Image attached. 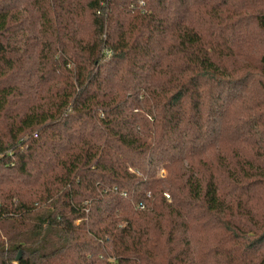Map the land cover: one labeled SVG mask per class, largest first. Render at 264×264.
Returning <instances> with one entry per match:
<instances>
[{
	"label": "trees",
	"instance_id": "16d2710c",
	"mask_svg": "<svg viewBox=\"0 0 264 264\" xmlns=\"http://www.w3.org/2000/svg\"><path fill=\"white\" fill-rule=\"evenodd\" d=\"M0 264H264V0H0Z\"/></svg>",
	"mask_w": 264,
	"mask_h": 264
},
{
	"label": "rangeland",
	"instance_id": "374dc122",
	"mask_svg": "<svg viewBox=\"0 0 264 264\" xmlns=\"http://www.w3.org/2000/svg\"><path fill=\"white\" fill-rule=\"evenodd\" d=\"M165 174V170L164 169H161L160 170V175L163 176Z\"/></svg>",
	"mask_w": 264,
	"mask_h": 264
},
{
	"label": "water",
	"instance_id": "95a60500",
	"mask_svg": "<svg viewBox=\"0 0 264 264\" xmlns=\"http://www.w3.org/2000/svg\"><path fill=\"white\" fill-rule=\"evenodd\" d=\"M20 256H21V252L19 251L17 256H16V260H18L20 258Z\"/></svg>",
	"mask_w": 264,
	"mask_h": 264
}]
</instances>
